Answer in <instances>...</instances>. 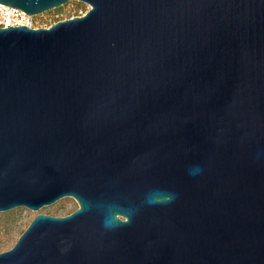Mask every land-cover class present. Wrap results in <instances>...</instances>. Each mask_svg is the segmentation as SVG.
I'll list each match as a JSON object with an SVG mask.
<instances>
[{
	"label": "water",
	"instance_id": "1",
	"mask_svg": "<svg viewBox=\"0 0 264 264\" xmlns=\"http://www.w3.org/2000/svg\"><path fill=\"white\" fill-rule=\"evenodd\" d=\"M75 1L0 30V212L79 205L0 264H264V0Z\"/></svg>",
	"mask_w": 264,
	"mask_h": 264
},
{
	"label": "rangeland",
	"instance_id": "2",
	"mask_svg": "<svg viewBox=\"0 0 264 264\" xmlns=\"http://www.w3.org/2000/svg\"><path fill=\"white\" fill-rule=\"evenodd\" d=\"M89 9L88 5L72 0L58 9L36 16L35 26L37 28H48L58 21L83 16ZM78 208L79 205L74 198L66 197L53 205L42 208L38 212L26 208L0 212V253L13 248L37 215L44 214L53 217H65L75 212Z\"/></svg>",
	"mask_w": 264,
	"mask_h": 264
},
{
	"label": "built area",
	"instance_id": "3",
	"mask_svg": "<svg viewBox=\"0 0 264 264\" xmlns=\"http://www.w3.org/2000/svg\"><path fill=\"white\" fill-rule=\"evenodd\" d=\"M17 27L37 29L35 17L20 9L0 4V30Z\"/></svg>",
	"mask_w": 264,
	"mask_h": 264
},
{
	"label": "trees",
	"instance_id": "4",
	"mask_svg": "<svg viewBox=\"0 0 264 264\" xmlns=\"http://www.w3.org/2000/svg\"><path fill=\"white\" fill-rule=\"evenodd\" d=\"M71 19V18H70ZM59 22V21H58ZM57 23V22H56ZM41 28V27H40Z\"/></svg>",
	"mask_w": 264,
	"mask_h": 264
}]
</instances>
